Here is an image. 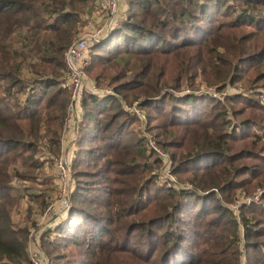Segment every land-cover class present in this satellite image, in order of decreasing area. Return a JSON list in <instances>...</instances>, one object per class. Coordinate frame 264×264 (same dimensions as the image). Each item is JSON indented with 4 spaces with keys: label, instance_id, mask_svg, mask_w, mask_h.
<instances>
[{
    "label": "trees",
    "instance_id": "16d2710c",
    "mask_svg": "<svg viewBox=\"0 0 264 264\" xmlns=\"http://www.w3.org/2000/svg\"><path fill=\"white\" fill-rule=\"evenodd\" d=\"M125 2V22L89 50L86 74L114 94L85 96L49 264H264V192L230 208L264 191V0ZM90 5L0 0V264H30L31 227L13 217L24 184L33 210L52 201L44 171L62 154L65 53ZM201 81L220 97L198 95ZM135 102L145 119L126 110ZM148 134L189 188L162 177Z\"/></svg>",
    "mask_w": 264,
    "mask_h": 264
},
{
    "label": "built area",
    "instance_id": "2783aa9c",
    "mask_svg": "<svg viewBox=\"0 0 264 264\" xmlns=\"http://www.w3.org/2000/svg\"><path fill=\"white\" fill-rule=\"evenodd\" d=\"M98 15L93 22L89 23L75 39V43L65 53L66 58V72L62 79V87L70 93V102L67 107V116L64 124V135L62 140V154L59 158L54 159V163H59V180L63 188V192L69 189L71 180L70 168L72 161L78 153V134L80 125L83 122L85 111L83 110V104L86 95H96L103 99L114 94V91L109 89H100L95 81L91 80L86 74V68L90 63L91 57H89L90 49L93 45L106 41L110 32L120 27L127 18V6L122 0H96ZM127 4V3H126ZM100 9V11H99ZM101 21V27L95 28V21ZM189 93V92H188ZM204 93H210L209 91ZM203 94V93H202ZM215 96V95H214ZM216 97V96H215ZM140 102H135L131 108L127 110L138 117L145 119L143 111L139 107ZM68 142L63 145L64 142ZM152 148L157 152L160 159L166 162L164 177L165 180H170V183L175 189L189 188L188 185L179 186L176 178L172 175L173 163L168 160V156L165 152L159 149L157 143L154 140L149 142ZM74 188V187H73ZM73 191V189H72ZM66 207V206H65ZM70 205L58 215V218L49 224L47 230L52 232L56 236V230L58 226L68 218ZM49 209V208H48ZM47 209V210H48ZM239 209V208H238ZM43 214V218L46 217V212ZM238 211V210H237ZM36 230L31 231V236ZM33 239H36L37 249L31 257V264H49L48 256L44 254L39 248V239L37 235ZM31 240L33 242L34 240Z\"/></svg>",
    "mask_w": 264,
    "mask_h": 264
},
{
    "label": "rangeland",
    "instance_id": "374dc122",
    "mask_svg": "<svg viewBox=\"0 0 264 264\" xmlns=\"http://www.w3.org/2000/svg\"><path fill=\"white\" fill-rule=\"evenodd\" d=\"M122 1L125 2V0H122ZM124 5H125V7L127 6L126 2ZM88 11H90L88 14L82 16V24L80 26L78 34L85 27H87L89 23L94 21V19L96 18L95 16L98 12V9H96V6L90 5V9ZM99 11H100V9H99ZM95 22H96L95 28L101 27V23H102L101 21L96 20ZM76 38H77V36H76ZM25 74L27 76H30V74H28V73H25ZM90 79L93 80V78H90ZM99 88L100 89H109L111 91V88L108 86L107 87L106 86H103V87L100 86ZM200 89L202 91L199 92L198 95L200 93H204V92L209 91L210 93H214V95L216 97H220V94L218 92L216 93V89L208 88L206 83L203 81H201ZM259 91H261V93L264 96V89H259ZM126 106H128V105H125L126 110H127V108L132 107V106H130V107H126ZM139 107H140V104H139ZM141 111H143V115L146 117L145 111L143 109H141ZM131 114H133V113H131ZM144 128H145L144 124H139V127H138L139 131L140 130L144 131ZM144 135H146L145 132H144ZM152 135L153 134H148L149 142H150V140H153V139H151ZM148 136H147V138H148ZM47 164L48 165H46L44 173H46L47 176L52 178V181L54 182L53 186L51 187L52 188V191H51L52 201H51L50 205L48 206L49 209L46 208V209H44L43 212H41L37 209L33 210V207L29 203L30 202V199H28V193L29 192L27 191V190L31 191L33 184H31L30 182H26V184H24V187L22 188L25 191L20 193V194L24 195L22 197L23 200L21 201L20 205L14 210V213H13V217H14V220L16 222L21 223V224H24V223L26 224L28 222L30 227H31V231L36 230V232H34L33 235L30 237L28 248L26 250L27 258L29 261L31 260V257L35 253V251L38 250L37 246H36L37 242L35 241L36 239H33L37 235L40 237V239H39L40 240L39 241L40 250L42 252H44V254L46 256H48L46 251L43 250V243L50 238V234L52 237H54V234L52 232H50L49 230H47V228L49 227V224L52 221H54L55 219L58 218V215L60 213H62L66 209V207H68V205H70V207L72 206L71 195L74 192V191H72V189H74L73 187L75 186V180L73 178V163H72V166L70 168V172H71L70 175H71L72 182L70 183L69 189L66 192H63L61 181L59 180V176H60V172L58 170L59 163L56 164L52 161L51 162L48 161ZM164 172H165V167H163V169L161 170V174H163L162 177L164 176ZM177 181H178V179H177ZM178 183H179V181H178ZM187 184L188 183H185V185H187ZM21 185H22V183L19 186H21ZM38 189H42L41 186H38ZM263 192L264 191L259 190L258 192H256L255 195L249 196V197L248 196L245 197L244 194L239 193V196L237 197V202L235 204H231V206H230L231 210L238 212L237 210H238V208L240 209L241 206L252 205L253 203L258 202L261 199ZM30 206L32 207V210L29 213V207ZM46 210H47L46 217L43 218V214L45 213ZM32 239L34 240L33 242H31ZM47 259H48V257H47ZM48 261H49V259H48ZM243 263L247 264V263H245L244 258H243ZM30 264H31V261H30Z\"/></svg>",
    "mask_w": 264,
    "mask_h": 264
},
{
    "label": "crops",
    "instance_id": "0c3cea01",
    "mask_svg": "<svg viewBox=\"0 0 264 264\" xmlns=\"http://www.w3.org/2000/svg\"><path fill=\"white\" fill-rule=\"evenodd\" d=\"M98 15H96L95 17H97ZM68 143L67 141L63 143V145L65 146V144Z\"/></svg>",
    "mask_w": 264,
    "mask_h": 264
}]
</instances>
